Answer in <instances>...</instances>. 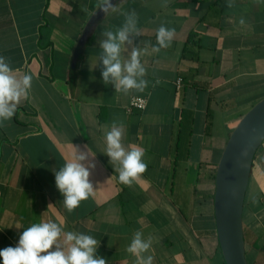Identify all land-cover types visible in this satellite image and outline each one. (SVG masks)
Wrapping results in <instances>:
<instances>
[{"label":"crops","instance_id":"obj_1","mask_svg":"<svg viewBox=\"0 0 264 264\" xmlns=\"http://www.w3.org/2000/svg\"><path fill=\"white\" fill-rule=\"evenodd\" d=\"M232 2L114 0L116 11L105 14L98 0H0V56L33 77L28 98L0 126V250L52 219L99 240L108 264H134L126 248L136 231L152 238L153 264H226L215 176L231 132L264 98V0ZM133 11L148 86L124 94L103 83L99 41ZM162 24L174 38L156 53ZM133 96L146 107L129 109ZM114 121L125 147L145 151L147 171L131 187L104 154ZM259 146L243 206L249 264H264V140ZM75 147L93 156L95 191L69 213L54 170Z\"/></svg>","mask_w":264,"mask_h":264},{"label":"clouds","instance_id":"obj_2","mask_svg":"<svg viewBox=\"0 0 264 264\" xmlns=\"http://www.w3.org/2000/svg\"><path fill=\"white\" fill-rule=\"evenodd\" d=\"M227 6L233 7L232 0ZM97 8L105 14L116 11L111 0H98ZM245 23L243 19L239 21ZM138 16L133 11L125 14L124 23L115 31L105 29L99 41L98 61L102 67L101 75L105 85L112 84L115 92L128 94L130 91L143 92L148 86L146 68L141 57L147 48L141 49L135 39L140 31ZM174 29L165 25L156 31V45L152 51L171 46ZM128 53L125 58L124 53ZM97 64V63H96ZM96 66V65H95ZM33 77L17 74L6 58L0 56V126L10 121L18 106L28 98ZM124 126L114 121L105 131V155L110 158L118 173L121 184L131 187L147 171L144 161L145 151L137 145L125 147ZM87 147V146H85ZM87 151L75 147L70 159L59 170H54L55 185L63 196V206L69 212L78 208L82 201L94 195L95 187L90 180L95 163ZM50 206V205H49ZM152 238H144L142 231H136L126 251L135 257L134 264H153L154 257L148 255L152 248ZM100 241L83 232L65 231L62 223L52 219L32 223L19 236L15 247L0 250V264H108L106 258L99 256Z\"/></svg>","mask_w":264,"mask_h":264},{"label":"water","instance_id":"obj_3","mask_svg":"<svg viewBox=\"0 0 264 264\" xmlns=\"http://www.w3.org/2000/svg\"><path fill=\"white\" fill-rule=\"evenodd\" d=\"M263 140L264 98L242 115L231 132L215 176L214 208L218 238L226 264H249L244 238L243 206L254 156Z\"/></svg>","mask_w":264,"mask_h":264},{"label":"built area","instance_id":"obj_4","mask_svg":"<svg viewBox=\"0 0 264 264\" xmlns=\"http://www.w3.org/2000/svg\"><path fill=\"white\" fill-rule=\"evenodd\" d=\"M176 86L180 87L182 85V78H178ZM147 104V98L143 96H133L129 103V109L132 108H145Z\"/></svg>","mask_w":264,"mask_h":264}]
</instances>
